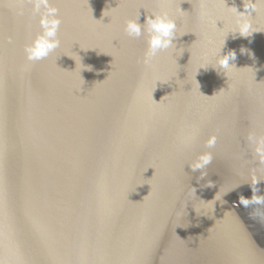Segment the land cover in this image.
I'll return each instance as SVG.
<instances>
[{"label": "water", "instance_id": "1", "mask_svg": "<svg viewBox=\"0 0 264 264\" xmlns=\"http://www.w3.org/2000/svg\"><path fill=\"white\" fill-rule=\"evenodd\" d=\"M49 3L60 46L33 62V0H0V264H264V205L239 202L264 180L247 139L264 136V4L242 37L244 0ZM154 12L177 36L145 65L147 32L123 28Z\"/></svg>", "mask_w": 264, "mask_h": 264}, {"label": "clouds", "instance_id": "2", "mask_svg": "<svg viewBox=\"0 0 264 264\" xmlns=\"http://www.w3.org/2000/svg\"><path fill=\"white\" fill-rule=\"evenodd\" d=\"M258 3L264 4V0H244L243 11L237 10L236 7L231 8L235 24L234 30H232L231 33H238L242 37H249V35H252V33L255 32L252 29L250 16L257 10ZM58 12L59 10L56 7H53L49 3V0H33L32 14L33 16L40 17V27L43 32L42 35H39L31 43L25 45L24 53L28 61H40L48 57L50 53L60 46V40L57 38V33L61 24ZM18 14L22 15L23 12L20 11ZM103 16H107L106 11L103 12ZM138 19L139 16L135 19H127L124 23L123 30L127 36L132 38H139L141 37L142 32H147L148 49L144 55L143 63L145 65H150L153 58L156 57L159 52L167 50L173 46L172 40L177 36V25L175 20L170 18L167 12L152 13L146 18L144 25H141L138 22ZM222 47L220 48V51ZM245 51V49H241L242 53ZM67 56L75 61L77 68L76 59L71 55ZM75 56L78 55L75 53ZM235 59L236 53L234 51H229L224 55H218L216 58V66H219L226 75L230 69L235 67L234 63H230V61H234ZM82 68L83 67L80 68V71ZM88 70H90V68H88ZM247 139L258 162L264 164V136H258L255 132H249ZM215 143L216 137L212 136L208 139L207 146L213 147ZM212 158L210 152L201 153L192 163L189 164L190 168L193 171L197 169H206V167L212 162ZM205 175V171H202L201 178ZM250 180L251 182L249 184L252 188L253 195L250 199L241 196L239 201L240 204L245 207L250 205H264V195L258 194L259 189L257 187V184L264 180H260L256 176H252ZM253 185H255V187H253Z\"/></svg>", "mask_w": 264, "mask_h": 264}]
</instances>
